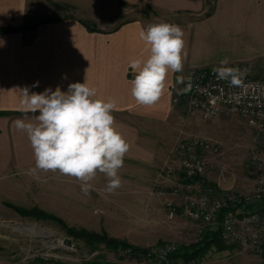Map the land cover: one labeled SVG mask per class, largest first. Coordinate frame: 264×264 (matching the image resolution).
Segmentation results:
<instances>
[{
  "label": "crops",
  "instance_id": "crops-1",
  "mask_svg": "<svg viewBox=\"0 0 264 264\" xmlns=\"http://www.w3.org/2000/svg\"><path fill=\"white\" fill-rule=\"evenodd\" d=\"M44 16L57 21L0 33V199L39 207L71 227L99 231L104 218L112 217L105 200H146L161 211L169 202L181 205L199 195L200 181L183 178L176 147L180 140L203 135L195 120L202 113L189 112L184 103L174 105L173 89L180 71L220 66L224 58L245 70L264 69V0H0V27ZM162 21L184 31L183 67L168 72L154 105L141 106L131 96L129 61L147 58L149 49L139 32ZM85 79L98 98L115 100V127L130 146L118 173L121 187L113 192L99 172L87 194L81 181L58 170L30 173L34 152L27 134L14 123H35L38 115L21 110L20 89L39 93L59 87L66 92L69 84ZM180 219L171 228L186 240L191 232ZM158 242L160 238L128 243L148 247Z\"/></svg>",
  "mask_w": 264,
  "mask_h": 264
},
{
  "label": "rangeland",
  "instance_id": "rangeland-1",
  "mask_svg": "<svg viewBox=\"0 0 264 264\" xmlns=\"http://www.w3.org/2000/svg\"><path fill=\"white\" fill-rule=\"evenodd\" d=\"M211 6L210 11L213 9V5ZM246 73L264 81V69L247 67ZM199 115L195 120L202 125L203 135L201 137L217 143L220 147V154L210 157L208 171L204 178L205 182L219 194L226 191H236L242 194L253 191L251 188L255 181V172L251 164V155L254 149L260 146L259 140L262 136L258 135L244 117L228 109H222L212 118ZM202 188H200V192ZM219 194H215L214 199L219 197ZM186 200L181 205L178 204V207L187 204L188 201ZM104 202L107 213L111 214L112 217L104 218L100 224L101 230L90 232L100 234L105 232L108 236L114 238L118 236L119 240L132 244L148 241L152 243L153 240L160 238V242L154 245L137 246L143 249L151 250L163 245L174 244L176 249L170 254L172 255L181 246L197 245L198 239L205 231L213 230L216 231L215 233L218 231L210 225H202V223H196L179 215L177 219L181 218L183 227L191 232L185 240L179 231L171 228V226L179 224L175 220L170 221L167 209L160 211L158 205L152 207L146 200L137 202L136 200H105ZM13 205L15 207H10L4 200L0 199V264H150V260H152L149 257L150 260L148 261V257L142 253L137 255L125 254L124 249L126 248L114 249L105 243L77 237L58 221L23 216L16 209V207L20 208L21 206ZM259 205L256 203L245 208L240 206L234 209L233 213L242 217L260 210ZM34 208L44 211L39 207L25 209ZM118 209L123 211L121 213L124 215L115 216L114 212ZM23 225L36 226L46 232L49 230L48 232L52 234L45 237L36 236L16 228ZM78 227L75 228L82 229ZM200 229L202 230L201 233L199 232ZM221 236L216 235L215 241L206 251H201L196 255L191 254V256L178 254L175 259H171L170 256L169 259L173 264H191L197 261L203 262V264H264V253L241 251L235 243L227 241L222 233ZM65 237L72 239V246L62 244Z\"/></svg>",
  "mask_w": 264,
  "mask_h": 264
},
{
  "label": "clouds",
  "instance_id": "clouds-1",
  "mask_svg": "<svg viewBox=\"0 0 264 264\" xmlns=\"http://www.w3.org/2000/svg\"><path fill=\"white\" fill-rule=\"evenodd\" d=\"M139 38L150 54L129 61L133 73L131 96L138 105L152 106L162 95L168 72L183 67L184 31L179 25L162 21L149 24L139 32ZM227 63V58L221 61L222 65ZM217 71L231 74L235 70ZM20 92L21 110L38 113L35 123L24 119L14 122L27 134L34 152L35 167L28 170L30 173L35 174L37 169L58 170L81 181V190L86 194L97 172L108 178V192L121 187L118 173L130 146L115 127V100L98 98L97 89L89 87L86 79L69 84L66 92L59 87L39 93L24 87Z\"/></svg>",
  "mask_w": 264,
  "mask_h": 264
},
{
  "label": "built area",
  "instance_id": "built-area-1",
  "mask_svg": "<svg viewBox=\"0 0 264 264\" xmlns=\"http://www.w3.org/2000/svg\"><path fill=\"white\" fill-rule=\"evenodd\" d=\"M218 69L235 71L229 74L218 72ZM172 103H184L189 112H201L205 118H212L222 109H228L244 117L262 138L259 140L260 146L251 155L255 172L253 191L245 194L236 191L219 194L205 182L210 157L220 154L217 143L203 137L180 140L176 157L183 178L200 181L203 188L199 196L188 197V203L183 207L169 202L168 218L174 221L182 215L196 223L210 225L214 230L221 231L223 237L235 243L241 251L263 254L264 209L242 217L233 213V210L240 206L245 208L258 203L261 207L264 204V81L249 76L239 63L182 70L173 89ZM215 194L220 196L214 199ZM224 210L229 211L221 217L220 213ZM175 249L176 245L168 244L148 250L144 255L148 261L151 257L150 264H173L169 256ZM124 251L128 255L133 254L130 248Z\"/></svg>",
  "mask_w": 264,
  "mask_h": 264
},
{
  "label": "trees",
  "instance_id": "trees-1",
  "mask_svg": "<svg viewBox=\"0 0 264 264\" xmlns=\"http://www.w3.org/2000/svg\"><path fill=\"white\" fill-rule=\"evenodd\" d=\"M59 7H62L59 5ZM57 21L56 18H51L50 16H44V17H33L31 20H29L27 23H25L22 26H17V27H0V33H7V32H17V31H22V30H28V29H32L36 26H38L39 24H43V23H50V22H55ZM92 29V28H91ZM8 206H12L15 207L13 204L11 203H7ZM16 209L18 210V212L23 215V216H34V217H38V218H46V219H52L55 221H58L61 225H63V227H65L70 233L76 235L77 237H83V238H87L89 240H95L97 242H101V243H105L107 246L112 247L114 249H121V248H130L132 250V253L134 255H137L139 253H146L148 250L147 249H143L137 246H133L130 245L128 242L126 241H122L119 240L117 238L108 236V234H106L105 232H103L102 234L100 233H95V232H90L88 230L85 229H76L75 227H69L67 225V223L62 220L61 218L54 216L52 214L46 213L45 211H42L40 209H25L22 207H16ZM261 209H264V204L261 205ZM229 210H224L222 211L221 217L226 214ZM216 231L213 230H209V231H205L201 237L198 239V243L197 245H193V246H189V247H185V246H181L179 248V250H177L176 252H174L172 255H170V258H174L178 255V254H182L184 256H191L192 255H196L199 252H203L206 251L210 248V246L212 245V243L215 241L216 235H220L221 236V231H217V233H215ZM222 237V236H221ZM85 264V263H84ZM93 264H100V263H93ZM105 264H114V263H105Z\"/></svg>",
  "mask_w": 264,
  "mask_h": 264
},
{
  "label": "bare ground",
  "instance_id": "bare-ground-1",
  "mask_svg": "<svg viewBox=\"0 0 264 264\" xmlns=\"http://www.w3.org/2000/svg\"><path fill=\"white\" fill-rule=\"evenodd\" d=\"M16 228H18V229H23V230H25V231H27V232H29V233H32V234H35L36 236L38 235H41V236H43V237H45L46 235H51L52 233L51 232H46V231H44V230H41V228L39 229L38 227H36V226H28V225H23V226H18V227H16ZM23 230H22V232H23ZM24 231V232H25ZM61 244V243H60ZM63 244V243H62Z\"/></svg>",
  "mask_w": 264,
  "mask_h": 264
},
{
  "label": "water",
  "instance_id": "water-1",
  "mask_svg": "<svg viewBox=\"0 0 264 264\" xmlns=\"http://www.w3.org/2000/svg\"><path fill=\"white\" fill-rule=\"evenodd\" d=\"M63 244H65V245H67V246H72L73 241H72L71 238L65 237ZM76 248H77V247H76Z\"/></svg>",
  "mask_w": 264,
  "mask_h": 264
}]
</instances>
